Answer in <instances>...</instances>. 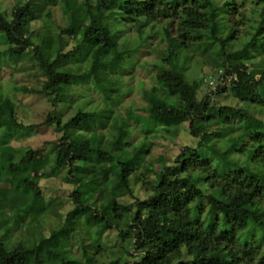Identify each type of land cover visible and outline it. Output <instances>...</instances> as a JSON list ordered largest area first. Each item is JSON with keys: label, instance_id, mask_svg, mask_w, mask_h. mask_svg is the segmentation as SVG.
Segmentation results:
<instances>
[{"label": "trees", "instance_id": "obj_1", "mask_svg": "<svg viewBox=\"0 0 264 264\" xmlns=\"http://www.w3.org/2000/svg\"><path fill=\"white\" fill-rule=\"evenodd\" d=\"M245 1L252 9L250 19L241 14L245 21L241 34L235 28L234 13ZM41 5L60 9L56 36L47 28L31 31ZM52 14L47 12V18L52 20ZM174 15L178 18L176 36L168 30ZM159 23H165L161 35L166 47L153 65L156 85L141 90L145 106L126 112L120 133L104 142V135L94 131L102 117L98 113L78 111L61 125L56 108L68 103L74 86L81 85L74 84L77 75L66 69L69 61L79 64L81 56L86 62L92 50L91 83L104 102L113 101L120 97V78L133 67V55L157 36ZM127 29H134L139 42L132 45L118 39ZM145 30L152 36L144 37ZM185 36L193 42H186ZM63 37L80 38V42L64 54ZM196 47L211 51L216 56L214 70L221 72L204 82L214 90L200 100L197 93L202 81L190 83L185 78L188 52ZM29 54L45 80L40 90H20L46 98L52 107L44 125L62 133L53 149V169H68L67 180L75 185L91 176L89 182L98 188V197L91 206L71 211L62 229L49 236L42 230L39 238L11 243L12 230L7 226L0 235V264H92L90 250L97 249V234L112 230L125 241L123 249L136 259L133 264H264V119L260 118L264 114V58L253 63L256 55L264 57V0H27L7 14L0 12V66L11 67V61L16 64ZM227 77L235 80L226 84ZM2 88L0 84V127L36 128L16 123L15 104ZM227 91L240 107L214 103L215 97ZM106 113L113 114V105ZM6 114L13 125L6 124ZM131 120L142 124L145 138L153 127L187 124L197 145L183 148L172 167L161 161L152 195L122 207L115 201V192L129 189L133 169L139 167L147 149L145 141L127 149ZM196 121L227 128L216 134L200 132ZM112 122L114 127L116 118ZM40 151L27 150L24 155L10 147L0 151V216L22 211L23 219L33 224L44 212L37 180L48 161ZM2 180L8 189L2 188ZM10 203L18 209L12 210ZM17 219L6 217L5 224L11 221L15 230L21 229ZM79 233L91 239L89 244ZM73 244L80 249V257L72 252Z\"/></svg>", "mask_w": 264, "mask_h": 264}, {"label": "rangeland", "instance_id": "obj_2", "mask_svg": "<svg viewBox=\"0 0 264 264\" xmlns=\"http://www.w3.org/2000/svg\"><path fill=\"white\" fill-rule=\"evenodd\" d=\"M27 0H0V12L5 14L9 13L15 5L25 3ZM252 4L245 1L242 6H238L235 9L234 25L237 32L242 34L245 23L241 14L248 19L251 17L250 10ZM51 11L53 14L52 20L47 18V12ZM37 18L31 22V31L41 32L43 29H48L52 36L59 34L57 26H60V9L58 6L49 7L47 5H41L37 10ZM233 24V23H232ZM178 18L177 15L171 19L169 25V32L171 35L176 36L178 32ZM165 27V23H159L156 27L157 36L149 38V45H142L138 52L133 55V67L124 71V74L120 78V83L123 84L119 90V96L113 101H105L104 96L97 90H94L93 77L89 78L91 73V60L93 51L90 50L86 54V62L79 56V64L74 59H71L66 65V69L73 72L77 77L74 78V84L81 85L74 86L73 93L68 103L60 104L56 108V116L60 117L61 125H65L78 111L85 113H98L102 115L99 119V126H94V131L97 134L104 135V142L112 141L114 135H118L121 129V120L126 119V112L128 110L137 111L145 106L144 101L141 98V90H149L156 85L155 70L153 65L157 64L165 51V40L161 35L162 28ZM152 36L149 30L144 31V37ZM119 40L125 39L132 45L139 42L138 34L134 29L124 30L123 34L118 37ZM186 42H193L190 36H185ZM37 43L36 40H34ZM80 38L71 39L63 37L61 49L62 52L68 53L76 48L79 44ZM142 44V43H141ZM57 45H60L58 43ZM237 48V46H236ZM202 48L196 47L190 49L188 55L190 60L188 62L185 78L192 83L193 81H202V84L197 93V99L200 100L208 95L214 89H210L205 81L208 79H214L220 75V71H215V58L216 56L211 51H205ZM262 55H256L253 63H260L263 60ZM135 59V60H134ZM222 58H219V63ZM8 60L7 62H9ZM6 61L3 60V63ZM11 67L0 66V84L3 86L2 90L4 95L15 104V121L23 127L35 126L33 129H17L1 128L0 127V151L4 150V147H10L13 150H17L18 153L24 155L27 150H42L43 156L46 157L48 163L45 165L42 171L39 172L38 183L44 199V212L38 215V218L33 221L23 219L22 211L15 212H2L0 216V235H4L5 228L8 226L11 229L10 242L14 243V240L32 239L40 237L42 230L46 236L51 235L53 232H57L62 229L66 216L76 208H82L91 206L98 197L96 187L92 186L89 181L92 180L91 176H86L81 180L79 185H75L67 180L68 169L54 170L53 149L58 144L62 137V133L56 130L53 126H46L44 122L47 119V115L52 112V107L46 100V98L39 95L25 94L20 89L26 88L28 90H40L44 82V76L41 70L37 67L32 59V54H29L25 58L18 60L16 64ZM246 65L251 67V62H246ZM249 68V69H250ZM115 77V76H114ZM89 82L85 85L86 82ZM78 82V83H77ZM111 96H115L109 90ZM214 103L220 106L240 107L241 104L237 101L229 91L221 94L214 99ZM113 105V114H107L106 110H110ZM105 110V113L103 112ZM138 114V113H137ZM140 114V113H139ZM259 116V115H258ZM116 118L117 123L114 127ZM264 119V114L260 116ZM6 124L13 125V121L8 114L5 115ZM107 123L106 126H102L103 123ZM130 132V138L128 139V150H132L133 146L139 145L145 141L147 149L143 156V161L138 168L133 169V176L130 178V184L128 190H120L115 192V201L120 206H129L136 201H145L152 195L151 186L156 181V173L161 170V161L167 166H173L175 159L179 156L181 150L185 147L195 148L197 140L190 136L188 125H180L176 128L161 129L160 127H153V130L146 136L142 132V124L140 122L128 121ZM195 126L198 131L215 132L220 133L226 131L227 126L224 124H213L207 127L206 124H202L196 121ZM233 128V127H231ZM86 133L85 136H89ZM3 174V170L0 168V175ZM2 180V188L8 189V185ZM5 192H3L4 194ZM20 196L14 195L13 198ZM18 198V199H19ZM101 201H97L99 207ZM1 208V207H0ZM10 208L18 209L17 205L10 203ZM9 209V208H7ZM12 209V210H13ZM24 208H22L23 210ZM91 214L87 216L90 217ZM21 216V219H19ZM6 217H18L16 222L22 225L21 229H14V224L10 221L5 224ZM9 221V220H8ZM32 225V227H30ZM27 226H29L27 228ZM34 229V230H33ZM14 230V231H13ZM84 243L89 244V237L83 236ZM98 245L96 250H90L92 255V264L96 261L97 264H133L135 258H130L125 254L123 249L125 241L119 236V232L116 230L106 231L103 234H97ZM91 240V239H90ZM76 244V243H75ZM73 244L71 247L72 252L80 257V249L77 245Z\"/></svg>", "mask_w": 264, "mask_h": 264}, {"label": "built area", "instance_id": "obj_3", "mask_svg": "<svg viewBox=\"0 0 264 264\" xmlns=\"http://www.w3.org/2000/svg\"><path fill=\"white\" fill-rule=\"evenodd\" d=\"M233 80H235V78L227 77L225 80V83L228 84V83L232 82Z\"/></svg>", "mask_w": 264, "mask_h": 264}]
</instances>
